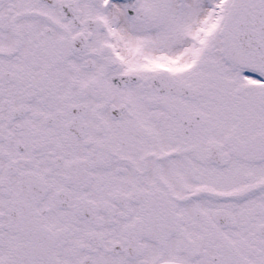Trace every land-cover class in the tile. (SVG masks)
Masks as SVG:
<instances>
[{
  "label": "snow or ice",
  "instance_id": "obj_1",
  "mask_svg": "<svg viewBox=\"0 0 264 264\" xmlns=\"http://www.w3.org/2000/svg\"><path fill=\"white\" fill-rule=\"evenodd\" d=\"M0 264H264V0H0Z\"/></svg>",
  "mask_w": 264,
  "mask_h": 264
}]
</instances>
